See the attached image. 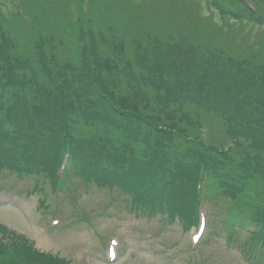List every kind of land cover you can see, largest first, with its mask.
Instances as JSON below:
<instances>
[{"label": "rangeland", "instance_id": "obj_1", "mask_svg": "<svg viewBox=\"0 0 264 264\" xmlns=\"http://www.w3.org/2000/svg\"><path fill=\"white\" fill-rule=\"evenodd\" d=\"M28 4L18 9V12L22 14L18 15L17 19H13L11 24L10 20L6 22L7 28L4 32L0 28V45H6L9 53L12 55L15 61L28 58L31 61L35 69L38 66L44 70L47 69L44 61L42 60V48L41 43L43 37L37 35V31L43 32V36L48 37V32L52 30L58 33L57 36L67 38L72 46H77L79 50L83 47H89L91 40L87 39V34L84 32L85 39L78 44L70 36L71 26L69 22L84 14L86 5L88 9L97 8L100 11L102 6L109 4L110 12L114 11V6L119 7V11L124 13L122 19L132 21L134 24L139 22L141 25H147L148 32L152 34H167L175 33L177 37L184 35L193 41L190 42L195 47L196 57L195 60L198 64L202 65V61L199 59L201 56L204 58H214L216 63H219L220 67L217 70H207L201 67L196 70L199 75H206V78L213 79L217 82L227 83L230 81V76H227V66H237V63L226 65L229 60L238 62L243 60L246 54L245 39H252V42L258 41V38L263 37L264 27H260L257 24L250 22H243V17L234 18L229 15L218 14L219 8L228 9L229 11H244L246 14L252 16V7L240 0H25ZM252 1L258 11V14L262 13L264 16V1L263 0H248ZM9 1L5 0V5H8ZM216 6V7H215ZM3 7L0 0V8ZM35 7H39L38 11H34ZM220 12V11H219ZM107 15V14H105ZM115 15H117L115 13ZM98 16V14H97ZM35 18V19H34ZM34 19V20H33ZM111 21L108 16L103 20L97 18L100 31L103 32L107 22ZM115 24V23H114ZM105 25V26H104ZM154 26H158L157 30ZM32 29H34L32 31ZM69 29V30H68ZM85 27H83V30ZM59 31V32H58ZM86 31V30H85ZM166 36V35H164ZM260 48L253 46L255 50L256 60L255 62L264 61V38L260 40ZM257 42H255L256 44ZM84 44V46H82ZM247 45V44H246ZM82 46V47H81ZM119 45H117L118 47ZM146 49V48H145ZM157 49V48H155ZM78 50V51H79ZM147 50V49H146ZM142 51V50H141ZM259 53V55H257ZM153 59H147L145 69L147 75H154L155 73H161L163 69L169 71L177 66H180L175 61H168L163 55H159L160 52H153ZM169 58L176 57L175 54L167 55ZM259 56V57H258ZM187 57H191L189 54ZM75 61L70 66L61 67L60 71H53L49 69L48 80L51 79L56 82V86L59 93V102L65 105L67 108L76 109L77 112L82 113L81 108H91L92 102L80 97L79 92L76 89L85 85L89 80V77L99 71L98 68H93V71L80 68L82 65L83 55L78 53L73 54ZM209 58V59H210ZM258 58V61H257ZM112 64L111 68L113 74L117 73H130L131 68L128 61L124 56L116 53L112 60H105ZM83 62L87 63V59ZM91 62V61H90ZM5 61H0V78L3 77L5 69L3 68ZM105 63V62H104ZM191 67H198L196 62L189 59L188 63ZM234 64V65H233ZM248 64V62H247ZM142 67L143 62H140ZM184 65V64H181ZM37 66V67H35ZM258 67V66H257ZM4 71V72H2ZM225 71V72H224ZM43 76L45 71H41ZM67 73H72V76L66 77ZM132 73V72H131ZM42 76V77H43ZM244 78V77H243ZM37 81H40L39 79ZM115 81V80H114ZM130 83H134L132 79H128ZM124 81V82H128ZM38 83V82H37ZM191 90H194L192 88ZM148 98L156 101L158 95L155 93H148L150 91H144ZM190 94L191 92L188 91ZM118 102H115V107H122L125 102L135 104L132 95L127 98L118 95ZM141 100H144L143 96H140ZM141 104V101L139 102ZM112 104H114L112 102ZM136 105V104H135ZM138 105V102H137ZM156 111H159L158 105L153 104ZM80 107V108H79ZM166 110L173 112L172 118H179L181 115L178 113L182 110L181 106L166 105ZM110 110V107L107 106ZM106 109V110H107ZM202 117L209 118L211 115L201 113ZM208 121H204L207 125ZM85 123H82L83 127L79 130L80 134L86 136L88 134L87 128L84 127ZM208 127L210 126L207 125ZM217 130L220 132L218 135L220 139L227 141V130L223 121H220L216 125ZM203 138L210 140V133H202ZM212 136V135H211ZM219 138L215 139V143H221ZM231 144V143H229ZM247 145V142L242 145ZM251 152V151H250ZM255 154V151L252 152ZM73 173V172H72ZM72 187L78 188L80 198L75 200L72 197L73 193L68 189H62L59 192L53 193L51 186L47 183V178L42 176L33 175L31 177L18 176L11 172H3L0 174V188H16L18 187L22 192L26 190L28 186H32L35 183L43 184L45 189L43 193L32 194L29 199L23 205L29 211L31 217L28 218L27 212L16 211L13 208L0 207V224L1 227L8 226L18 232H23L28 240L36 249L42 252L50 251L52 253H58L62 256L69 258L72 264H108L105 260V245L103 242L109 239L110 236L116 235L122 242L121 252L119 260L114 264H253V259H247L242 251L235 244L231 246L232 240L223 232V224L216 222L218 225L216 233L212 232L211 221V208L213 204H207V213L209 225L206 229V234L201 242V245L196 249L191 243L192 234L195 228L192 227L190 231L186 230L179 222H169V217L162 214H158L156 217H150L148 215H138L132 212L127 206V198L120 194L117 189H113L111 192L106 189L97 188L94 185H87L77 175H70ZM42 185V186H43ZM74 185V186H73ZM61 189V188H60ZM75 194V196L77 195ZM261 194L264 196V192ZM78 196V195H77ZM25 197V196H23ZM253 203L250 199L247 203ZM259 202V200L257 201ZM47 204L52 212L57 211L64 213L68 216V225L70 227H61L62 229H56L50 231L48 227V220L43 219L42 211ZM44 206V207H43ZM223 209L222 205H217V212L221 213ZM89 215L90 221L82 218L83 212ZM45 213L47 211L45 210ZM44 213V214H45ZM82 215L80 216V214ZM80 216L77 223H74V215ZM47 216H51L47 213ZM52 217V216H51ZM73 217L74 220L70 218ZM82 219V220H81ZM67 223V221L65 222ZM211 225V226H210ZM231 233L235 236L236 231L231 229ZM241 233V231H240ZM246 236L240 235V240L244 241ZM229 243H227V242ZM195 249V250H194ZM262 247L258 249L260 253ZM28 253V252H27ZM47 257V256H44ZM264 260V258H263ZM197 262V263H195ZM12 264H52L47 259L39 257L36 253L30 254L24 257V263L14 261ZM261 264H264V262Z\"/></svg>", "mask_w": 264, "mask_h": 264}, {"label": "trees", "instance_id": "obj_2", "mask_svg": "<svg viewBox=\"0 0 264 264\" xmlns=\"http://www.w3.org/2000/svg\"><path fill=\"white\" fill-rule=\"evenodd\" d=\"M9 1H11V5H13V7L10 9V16L12 17L10 19V22L12 24L13 19L15 20L17 19L16 15L19 13L21 15L23 12V11L18 12V9L28 4L26 3L25 0H9ZM105 7L108 8L109 4ZM116 7L118 6H114V8ZM123 15L124 13H121V11H119V13L116 16H114L116 23L118 24L120 22L121 28L123 29L122 30L123 33L120 31L119 32L116 31V32L119 35L122 34V38H123L124 47H122L123 50H121V54L122 55L125 54L126 59L131 63L129 66L131 68V72L136 73L140 68L139 67L140 62H143V64L147 65L146 64L147 60L145 58H147L148 60L151 58V55H150L151 48H149V50H146L145 44L143 42L147 40L146 38L149 37V35L152 33L148 32L149 29H147L148 26L146 24L141 25L139 22L134 24L131 20L123 21L122 19ZM6 19H8V17ZM76 21L77 20L74 18L69 22V25L71 26L70 32L74 36L76 42H79V40L81 42V38L85 36L83 32L84 30L82 29L83 27H81L80 29V24ZM154 27L157 30H159L158 26H154ZM108 28H110V26ZM93 29H94L93 31L94 35H96L97 37H100L99 36L100 34H102L103 37H107V34H109L108 29H107V34L106 32L100 33V30H98L96 25H94ZM160 34H157V35H160ZM171 34L173 33L170 32V33L164 34L166 36L164 35L163 36L166 38H169ZM166 38L163 39L161 37L162 40L156 41V43L158 44L157 45L153 44V46L158 47V49H156L155 52L159 51L160 56L163 55L168 61L172 62V61H175V57L169 58L167 55L174 54V49L176 47L177 41L169 43L166 40ZM93 41L95 42L94 48L93 46H91L90 49H88L89 47L88 48L83 47L82 50H80V52L82 51V55L84 56V58H87L89 61H91L93 57L95 58L93 59L92 62H87V63L85 62L84 64L82 63V65L80 64V68L93 71L94 70L93 68L95 67V68H98L99 71L97 73H94L92 76H90L86 84L76 90L77 92H79L80 97L85 98V100L92 102L90 104L91 108H89V111L91 113L104 114L105 113L104 108L107 109L109 99H111L112 101L118 102L117 96L118 95L123 96L122 90H120V88L118 87L116 88V86L118 85V82L123 81V80L128 81V79H132L131 78L132 76L129 77L131 75V72L128 74L126 73L113 74L111 72L113 69L111 68L112 64L108 61H104L105 63L101 62V60L105 59V57L108 54L110 55L108 56L106 60H112L114 58V54H112L113 52L110 53L109 48H106L108 47V44H109L107 43L108 39H105V42L102 43L101 42L102 40L94 37ZM41 48H42V54H43L42 60L44 61L45 65L47 63H49V65L51 64L57 65V64L64 63L67 61V58H71L73 53L76 52L75 47L73 46L71 48V45L69 47V44H66L65 42L61 41V37H59V39L56 38L53 42H48L47 44H44ZM7 49L8 48L6 47V45L4 44L0 45V61H5L3 68L5 69L6 77L4 79L7 81V84L16 85L17 83L19 85H22L23 91L27 90V87L36 86L37 88L38 87L41 88L43 90L42 93L44 94L43 96H41L42 98L41 102H43V105H45L44 108L42 109L43 113H46L47 109L53 110L54 107L47 108L49 106V103L51 101L53 102L56 101V104L58 105V101L60 100V98L52 97L51 93H53L55 90L54 87H51L52 84L49 86L48 83L37 81L38 79L40 80L41 76H43L41 71H39V69L42 67L38 66V69H35L32 64L31 57H30V60L26 58V59L15 61V59H13L12 55L9 53V50ZM152 55L154 56L153 53ZM48 68L49 67H47V69ZM42 71H44V69H42ZM140 71L141 72H139L140 79H139L138 85L140 84L141 85L139 86L138 89L141 92L143 91L141 89V86H144L147 82H149V78L147 77V71L145 69V66H142ZM120 85L123 86L124 84H120ZM131 87L132 85L128 84L127 87L123 88V90L128 92ZM11 88L12 86L8 85V89H11ZM11 90L12 92L17 91L15 88ZM18 92H21V91H18ZM47 98H48V101H47ZM227 98L230 101V105H228V108L237 107L235 105H238L239 107V108L234 109V112L237 113L236 116L238 118L240 117L242 118L240 121L239 127L242 128L244 122L246 121V123L244 124L245 128L252 130V118L251 117L254 116V114L258 112V108L255 105H258L259 98L256 97L250 101V96H246V94L242 91L237 92V93H232L230 96L227 95ZM10 101L13 102L15 101V99L11 98ZM10 101H9V104L11 103ZM34 102L35 100H31L29 103H34ZM17 106H18V103L15 105V107L17 108ZM20 106H24L23 103H20ZM247 109H250L251 111H247ZM130 110L136 111L135 108H132ZM40 112H41L40 110L36 111L34 113V116H37ZM223 113H225L224 110L222 113L218 114L217 117L218 118L220 117L226 122L227 121L231 122L233 120L234 118L233 112L225 113V114ZM258 115L259 116L257 117H260L261 113H258ZM41 120L43 119L38 120V123H40ZM255 123L259 124L260 127H256L258 130L254 132V136L256 139L259 138V140L262 141L260 144L264 146V122L262 120V121H256ZM158 146L159 145L157 144L156 147ZM101 149H103V147ZM164 152H165L164 146L161 145L160 149L157 150L155 155L163 154Z\"/></svg>", "mask_w": 264, "mask_h": 264}]
</instances>
